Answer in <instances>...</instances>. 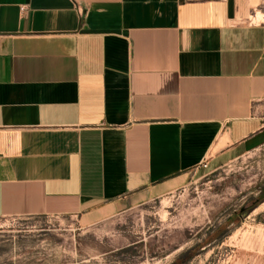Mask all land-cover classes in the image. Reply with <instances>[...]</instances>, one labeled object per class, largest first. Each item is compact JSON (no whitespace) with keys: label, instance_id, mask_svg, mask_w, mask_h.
Returning <instances> with one entry per match:
<instances>
[{"label":"crops","instance_id":"1","mask_svg":"<svg viewBox=\"0 0 264 264\" xmlns=\"http://www.w3.org/2000/svg\"><path fill=\"white\" fill-rule=\"evenodd\" d=\"M263 142L264 0H0V216L92 222Z\"/></svg>","mask_w":264,"mask_h":264},{"label":"rangeland","instance_id":"2","mask_svg":"<svg viewBox=\"0 0 264 264\" xmlns=\"http://www.w3.org/2000/svg\"><path fill=\"white\" fill-rule=\"evenodd\" d=\"M263 195L264 142L92 222L0 216V264H264Z\"/></svg>","mask_w":264,"mask_h":264},{"label":"built area","instance_id":"3","mask_svg":"<svg viewBox=\"0 0 264 264\" xmlns=\"http://www.w3.org/2000/svg\"><path fill=\"white\" fill-rule=\"evenodd\" d=\"M21 9L24 10L25 6H21ZM203 167H206V163L204 162L203 164H201Z\"/></svg>","mask_w":264,"mask_h":264},{"label":"trees","instance_id":"4","mask_svg":"<svg viewBox=\"0 0 264 264\" xmlns=\"http://www.w3.org/2000/svg\"><path fill=\"white\" fill-rule=\"evenodd\" d=\"M262 196V195H261ZM264 196V195H263Z\"/></svg>","mask_w":264,"mask_h":264}]
</instances>
